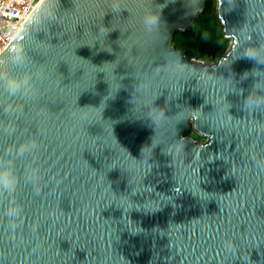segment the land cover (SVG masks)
I'll return each mask as SVG.
<instances>
[{
	"label": "water",
	"instance_id": "1",
	"mask_svg": "<svg viewBox=\"0 0 264 264\" xmlns=\"http://www.w3.org/2000/svg\"><path fill=\"white\" fill-rule=\"evenodd\" d=\"M205 2L55 0L54 19L26 30L39 3L0 53L23 49L26 63L0 67L35 86L13 97L0 82V156L37 144L0 198V264H264V105H244L261 78H242L264 65L233 60L237 44H264V0H218L232 41L215 62L171 43Z\"/></svg>",
	"mask_w": 264,
	"mask_h": 264
},
{
	"label": "clouds",
	"instance_id": "2",
	"mask_svg": "<svg viewBox=\"0 0 264 264\" xmlns=\"http://www.w3.org/2000/svg\"><path fill=\"white\" fill-rule=\"evenodd\" d=\"M234 5V3H233ZM55 0H45V4L41 6L38 13L34 14L32 23L26 26V30L33 27H42L47 24V21L55 17ZM114 12L120 11L119 8L114 7ZM143 23L147 30L152 31L159 28L160 14L159 11H149L143 17ZM238 40L249 41L250 36H241L235 33ZM242 50L236 53L234 59H247L254 61L256 65H264V44L259 46L248 43L243 45L237 44V48ZM235 49V52H236ZM10 60L13 64H22L28 61L27 55L24 54L23 49L19 54L13 53L8 58H0V64ZM232 60V62H233ZM260 77V80H254L252 89L249 95L244 100V105L249 110H253L261 105H264V95L259 94L261 89H264V70L259 67H253L250 71H245L242 78L247 79L248 76ZM0 82L3 83L4 88L9 96H31L35 94V86L28 74L17 76L9 72L6 68L0 67ZM142 90H146V86L141 85ZM243 90H241L242 93ZM9 111L11 109H8ZM155 111L156 116L152 115ZM150 120L156 125L165 119V112L160 108L153 106L149 111ZM37 148L35 141H24L14 148L7 149L4 155L0 156V198L11 197L19 186V177L15 168V157L26 153H31ZM153 143L143 149L153 151ZM264 165V162H261ZM29 179H38L36 172L33 171ZM22 212V207L14 200H8L5 207V214L9 218H17Z\"/></svg>",
	"mask_w": 264,
	"mask_h": 264
},
{
	"label": "trees",
	"instance_id": "3",
	"mask_svg": "<svg viewBox=\"0 0 264 264\" xmlns=\"http://www.w3.org/2000/svg\"><path fill=\"white\" fill-rule=\"evenodd\" d=\"M218 0H206L195 24L186 31H175L171 40L178 50L195 60L215 62L229 49L232 39L226 37L217 12ZM184 136L205 139L190 127Z\"/></svg>",
	"mask_w": 264,
	"mask_h": 264
},
{
	"label": "built area",
	"instance_id": "4",
	"mask_svg": "<svg viewBox=\"0 0 264 264\" xmlns=\"http://www.w3.org/2000/svg\"><path fill=\"white\" fill-rule=\"evenodd\" d=\"M43 0H0V53L15 39Z\"/></svg>",
	"mask_w": 264,
	"mask_h": 264
}]
</instances>
